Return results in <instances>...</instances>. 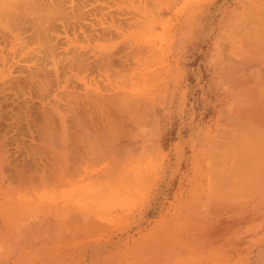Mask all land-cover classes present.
I'll list each match as a JSON object with an SVG mask.
<instances>
[{
    "label": "crops",
    "instance_id": "obj_1",
    "mask_svg": "<svg viewBox=\"0 0 264 264\" xmlns=\"http://www.w3.org/2000/svg\"><path fill=\"white\" fill-rule=\"evenodd\" d=\"M134 5L139 10L128 20L152 23L157 40L144 52L161 53L154 62H160L162 73L143 141L158 151L159 170L145 177L142 205L129 210L126 227H118L128 231L129 240L143 241L129 249L130 261L264 264V256L256 258L264 249V88H259L264 87V42L255 40L264 38V0H135ZM243 159L248 166L262 165L247 168ZM69 165V158L55 152L42 160L0 157V264H71L73 219L82 220V214L73 217L71 201L61 198L71 189ZM252 172L258 175L253 178ZM34 191L46 198L32 200ZM28 212L36 217L25 221ZM92 223L89 229L85 221L83 229L103 236L104 223Z\"/></svg>",
    "mask_w": 264,
    "mask_h": 264
},
{
    "label": "rangeland",
    "instance_id": "obj_2",
    "mask_svg": "<svg viewBox=\"0 0 264 264\" xmlns=\"http://www.w3.org/2000/svg\"><path fill=\"white\" fill-rule=\"evenodd\" d=\"M134 1L0 0V157L47 158L55 152L71 161V189L61 198L71 201L73 217L82 214V220L73 219L77 228L71 264H134L129 249L135 241L118 227H126L129 210L142 205L145 177H154L159 170L158 151L145 148L143 141L154 108L150 99L161 81L162 65L154 58L161 53L145 54L146 44L157 36L150 32L152 23L128 20L139 10ZM73 101L76 108L70 107ZM118 109L121 116L130 110L120 118ZM109 112L114 115L109 117ZM59 113L64 119L57 117ZM123 119H130V124ZM79 121L87 127L79 126ZM110 122L115 132L119 130L117 135L111 134ZM127 124L132 128L125 145L117 139L118 133L128 131ZM122 126L127 128L120 133ZM96 131L107 134L102 138ZM92 149L100 156L93 155ZM32 194L46 198L36 191ZM35 217L28 212L23 220ZM85 221L89 229L94 227L92 222H103V236L96 238L95 230L83 229Z\"/></svg>",
    "mask_w": 264,
    "mask_h": 264
},
{
    "label": "bare ground",
    "instance_id": "obj_3",
    "mask_svg": "<svg viewBox=\"0 0 264 264\" xmlns=\"http://www.w3.org/2000/svg\"><path fill=\"white\" fill-rule=\"evenodd\" d=\"M262 14H264V13H262ZM262 18H264V16H262ZM257 19H258V18H257ZM260 19H261V17H260ZM260 19H258V20H260ZM260 21H262V20H260ZM246 28H247V27H246ZM2 29H3V28H2ZM3 30H4V29H3ZM255 30H256V29H255ZM255 30H254V31H255ZM0 31H2V30H0ZM253 33H254V32H253ZM251 34H252V33H251ZM254 34H255V33H254ZM257 34H258V33H257ZM255 38H256V37H255ZM259 39L264 40V38H259ZM250 40L253 41L252 39H250ZM255 40H257V42H256L257 44H258V42H260V43L264 42V41H261V40L258 41L257 38H256ZM255 40H254V41H255ZM251 43H252V42H251ZM256 43H255V44H256ZM260 43H259V44H260ZM245 44L247 45L248 42L245 43ZM252 44H254V43H252ZM255 44H254V45H255ZM262 44H264V43H262ZM255 46H257V45H255ZM259 47H261V44H260ZM252 48H254V47H252ZM256 48H257V47H256ZM250 49H251V48H250ZM259 51H260V50H259ZM109 60H111V59H109ZM238 61H239V60H238ZM255 61H257V60H255ZM255 61H253V62H255ZM253 62H252V63H253ZM240 63H241V62H240ZM233 64H234V63H233ZM238 64H239V63H238ZM238 64H237V65H238ZM246 64H247V63H246ZM255 64H256V63H255ZM229 65H230V64H229ZM247 65H248V64H247ZM259 65H260V64H259ZM231 66H232V65H231ZM240 66H241V65H240ZM251 66H252V65H251ZM260 66L264 67V65H260ZM260 66H259V67H260ZM238 67H239V66H238ZM245 67H248V66H245ZM255 67H256V66H255ZM259 67H258V69H259ZM234 68H235V67H234ZM248 68H249V67H248ZM231 69H232V68H231ZM241 69H243V68H241ZM252 69H253V68H251V70H252ZM258 69H257V70H258ZM261 69H262V68H260L259 70H261ZM244 70L246 71L247 69L244 68ZM248 70H249V69H248ZM248 70H247V71H248ZM229 71L231 72V70H229ZM249 71H250V70H249ZM254 71L257 72L255 69H254ZM224 72H226V71H224ZM250 72H251V71H250ZM239 73H240V72H239ZM244 73H246V72H244ZM251 73H252V72H251ZM259 73H260V72H259ZM252 74H253V73H252ZM254 74H255V73H254ZM256 74H257V73H256ZM262 74H264V73H262ZM230 75H231V74H230ZM257 75H258L257 77L259 78V77H260L259 74H257ZM235 76H236V75H234V77H235ZM246 76H248V75H246ZM250 76L252 77L251 74H250ZM250 76H248V78H249ZM261 76H262V75H261ZM227 77H228V76H227ZM241 77H242V76H241ZM253 77H254V76H253ZM253 77H252V79H253ZM255 77H256V76H255ZM257 77H256V79H257ZM57 78H58V75H57ZM229 78H230V76H229ZM252 79H251V80H252ZM254 79H255V78H254ZM56 80H57V79H56ZM241 81H242V80H241ZM243 81H244V80H243ZM247 81H248V79H247ZM239 82H240V80H239ZM239 82H238V83H239ZM250 82H251V81H250ZM254 82H255V81H254ZM262 82H264V81H262ZM252 83H253V82H252ZM249 84H250V83H249ZM254 86H255V85H254ZM55 87H56V85H55ZM257 88H258V87H257ZM259 88L262 90V88H264V87H262V85H260ZM259 88H258V89H259ZM251 90H252V89H251ZM251 90H250V91H251ZM253 90H255V89H253ZM256 91H257V90H256ZM259 91H260V90H259ZM262 91H264V90H262ZM251 93H255V92H250V95H251ZM257 93H258V92H256V94H257ZM261 94H262V93H260V96H262ZM257 95H258V94H257ZM257 95H255V96L257 97ZM68 96H69V95H68ZM76 96H78V95H76ZM123 96H125V95H123ZM126 96H127V95H126ZM126 96H125V97H126ZM128 96H129V95H128ZM128 96H127V97H128ZM72 97H73V95H72ZM125 97H124V98H125ZM76 98H77V97H75V99H76ZM259 98H260V97H259ZM261 98H262V97H261ZM72 99H73V98H72ZM121 99H122V98H121ZM125 99H126V98H125ZM130 99L132 100V98H130ZM130 99H129V100H130ZM256 99H257V98H256ZM70 101H71V98H70ZM70 101H69V103H70ZM123 101H125V100L123 99ZM74 102H75V101H73V103H74ZM133 102L135 103V101H133ZM69 103H68V105H69ZM122 103H123V102H122ZM125 103H127V102H125ZM138 103H139V102H138ZM71 104H72V103H71ZM80 104H81V103H80ZM123 104H124V103H123ZM123 104H122V105H123ZM76 105H77V104H76ZM122 105H121V106H122ZM125 105H126V104H125ZM81 106H82V105H81ZM81 106H80V107H81ZM89 106H90V105H89ZM137 106H138V105H137ZM258 106H259V105L256 106V109H257ZM55 107H56V106H55ZM70 107H72V108H73V107L76 108V107H75V103H74L73 106H70ZM70 107H69V108H70ZM80 107H79V108H80ZM122 107H123V106H122ZM122 107H121L120 109H122ZM125 107H126V106H125ZM260 107H261V106H260ZM2 108H3V107H2ZM107 108H108V107H107ZM107 108H106V109H107ZM109 108H110L109 110L112 109L110 106H109ZM127 108H128V107H127ZM127 108H124V111H125V109H127ZM130 108H131V107H130ZM135 108H136V107H135ZM135 108H134V109H135ZM12 109H13V108H12ZM57 109H58V108H57ZM85 109H86V108H85ZM91 109H92V108H91ZM116 109H117V108H116ZM120 109H118V111H119ZM140 109H141V108H140ZM260 109H261V108H260ZM5 110H6V109H5ZM102 110H103V109H102ZM107 110H108V109H107ZM129 110H130V109H129ZM129 110H128V111H129ZM11 111H12V110H11ZM51 111H52V110H51ZM57 111H58V110H57ZM73 111H74V110H73ZM80 111H81V109H80ZM84 111H86V110H84ZM94 111H95V110H94ZM96 111H97V110H96ZM104 111H105V110H104ZM114 111H116V110H114ZM118 111H116V112H117V113H120V111H119V112H118ZM128 111H126V112H128ZM132 111H133V110H132ZM134 111L136 112V109H135ZM262 111H264V109H262ZM36 112H37V111H36ZM97 112H98V111H97ZM126 112H124V114H125ZM145 112H146V110H145ZM42 113H43V112H42ZM72 113H74V112H72ZM109 113H110V112H109ZM109 113H107V114H109ZM133 113H134V112H133ZM133 113H132V114H133ZM140 113H141V112H140ZM140 113H139V114H140ZM146 113H147V112H146ZM251 113H252V112H251ZM255 113H256V112H255ZM262 113H264V112H262ZM75 114H76V113H75ZM79 114H80V116H81V112H80ZM86 114H88V113L86 112L85 115H86ZM98 114H99V113H98ZM124 114H123V115H124ZM129 114H130V112H129ZM129 114H128V116H129ZM137 114H138V113H137ZM137 114H136V115H137ZM143 114H144V113H143ZM82 115H84V114H82ZM85 115H84V117H86ZM91 115H92V114H91ZM93 115H94V114H93ZM112 115H114V114L110 113L109 117L112 116ZM123 115L121 116V113H120V116H118V117H120V118H124L127 114L124 115V116H123ZM133 115H134V114H133ZM257 115H258V114H257ZM29 116H30V115H29ZM39 116H42V115L39 114ZM73 116L75 117V115H73ZM77 116H78V115H76V117H77ZM116 116H117V115H116ZM142 116H143V115H142ZM57 117H58L59 119H61V118H63L64 116H62V114L59 113V115H57ZM65 117H66V116H65ZM67 117H68V116H67ZM81 117H82V116H81ZM84 117H83V118H84ZM87 117H88V116H87ZM87 117H86V118H87ZM90 117H91V116H90ZM31 118H32V117H31ZM86 118H84V119H86ZM100 118H101V117H100ZM41 119H42V118H41ZM45 119H46V118H45ZM63 119H64V118H63ZM109 119H110V118H109ZM109 119H108V120H109ZM112 119H113V118H112ZM116 119H117V118H116ZM137 119H138V118H137ZM236 119H237V118H236ZM236 119H235V120H236ZM73 120H74V119H73ZM78 120H80V119H78ZM99 120H101V119H99ZM106 120H107V118H106ZM108 120H107L106 122H108ZM123 120H125V119H123ZM127 120H128V119H127ZM127 120H125V121H127ZM133 120H135V118H134ZM260 120H261V119H260ZM14 121H15V120H14ZM76 121H77V120H76ZM88 121H89V120H88ZM102 121H103V120H102ZM125 121H124V125H125V123H126ZM128 121L130 122L131 120L129 119ZM128 121H127V123L130 124ZM135 121H136V120H135ZM38 122H39V121H38ZM41 122L44 123L43 120H42ZM61 122H62V120H61ZM61 122H60V123H61ZM68 122H69V121H68ZM79 122H80V121H79ZM79 122H78V123H79ZM81 122H82V121H81ZM81 122H80V125H79V126H81V125H83V124L85 123V122H84L83 124H81ZM92 122H93V120H92ZM94 122H95V121H94ZM113 122H115V121H113ZM113 122H110V124H109V125H111V126H110V129H111L110 132H111V134L113 133L114 135H117V132H118L119 130H118L117 132H115L116 129H117V128H116L117 126H116V127H114V128H116L115 131H114V129L112 128V124H113ZM120 122H121V120H120ZM237 122H238V121H237ZM260 122H261V121H260ZM36 123H37V122H36ZM39 123H40V122H39ZM66 123H67V122H66ZM78 123H77V124H78ZM98 123H100V122H98ZM121 123H122V122H121ZM238 123H239V122H238ZM251 123H254V122L251 121ZM44 124H45V123H44ZM44 124H43V125H44ZM87 124H88V123H86V125H87ZM92 124H93V123H92ZM92 124H91V125H92ZM114 124L117 125L116 122H115ZM128 124H127V125H128ZM249 124H250V123H249ZM94 125H95V123H94ZM127 125H126V126H127ZM59 126H61V125H59ZM98 126H99V125H98ZM107 126H108V125H107ZM113 126H115V125H113ZM126 126H122V127H124V128H122V130H120V133H122L121 131H123V129L125 130V127H126ZM128 126H130V127H129V128L126 127V128L128 129L129 132H128L127 130H125V132H123V134H121V135H119V133H118V139L114 136L117 140H119L118 143L120 142L121 144H124V142H125L126 140H128V138H127L126 136L130 134V128H132L131 125H128ZM35 127H36V126H35ZM38 127H39V126H38ZM43 127H45V125H44ZM83 127H87V126L83 125ZM83 127H81V129H82ZM257 127H258V126H257ZM257 127H256V128H257ZM259 127H260V126H259ZM69 128H70V127H69ZM98 128H99V127H98ZM102 128H103V127H102ZM40 129H41V128H40ZM65 129H66V128H65ZM83 129L86 130L85 128H83ZM89 129H91V128H89ZM89 129H88V130H89ZM108 129H109V126H108ZM118 129H119V128H118ZM249 129H250V128H249ZM252 129H253V128H252ZM44 130H47V129L44 128ZM70 130H72V129H70ZM74 130H75V129H74ZM77 130H78V129H77ZM77 130H76V131H77ZM79 130H80V129H79ZM96 130H97V129H96ZM98 130H100V129H98ZM262 130H264V129H262ZM34 131H35V130H34ZM59 131H60V130H59ZM103 131H104V129H103ZM256 131H257V130H256ZM47 132H48V131H47ZM51 132H53V131H51ZM72 132H73V131H72ZM84 132H85V131H84ZM86 132H87V130H86ZM92 132H93V131H92ZM96 132L98 133V132H100V131H96ZM232 132H233V131H232ZM252 132H253V131H252ZM262 132H264V131H262ZM262 132H261V133H262ZM48 133H49V132H48ZM48 133H47V134H48ZM57 133H58V132H56V134H57ZM76 133H77V132H76ZM100 133H101V134H100V137H102V136H103L102 134H104V133H106V132H104V133L100 132ZM127 133H129V134H127ZM235 133H236V132H235ZM258 133H259V132H258ZM3 134H4V133H3ZM50 134H51V133H50ZM58 134H59V133H58ZM87 134H88V133H87ZM98 134H99V133H98ZM106 134H107V133H106ZM126 134H127V135H126ZM237 134H238V133H237ZM237 134H235V135H237ZM41 135H42V134H41ZM66 135H67V134H66ZM69 135H70V134H69ZM90 135H91V133H90ZM230 135H231V133L229 134V136H230ZM238 135H239V134H238ZM53 136H54V135H53ZM57 136H58V135H57ZM62 136H63V135H61V137H62ZM91 136H92V135H91ZM108 136H111V135H108ZM242 136H243V135H242ZM242 136H241V137H242ZM68 137H69V136H68ZM93 137H94V136H93ZM104 137H105V136H103L102 138H104ZM238 137H239V136H238ZM238 137H237V138H238ZM258 137H259V136H258ZM69 138H71V136H70ZM102 138H101V140H102ZM106 138H107V137H106ZM108 138H110V137H108ZM112 138H113V135H112V137L110 138L111 140H110V139H109V140L112 141V140H113ZM126 138H127V139H126ZM254 138H255V137H254ZM116 139H115V140H116ZM243 139H244V138H243ZM258 139H260V138H258ZM60 140H61V138H60ZM69 140H70V139H69ZM69 140H68V139H65V142H64V143H66V144H67V143H70ZM87 140H89V142H90V140H92V138H91V139H88V138H87ZM98 140H99V139H98ZM101 140H99V141H101ZM115 140H114V142H112V144H114L115 142L117 143V141H115ZM260 140H261V139H260ZM71 141H72V140H71ZM78 141H79V140H78ZM82 141H83V140H82ZM241 141H242V140H241ZM241 141H239V142H241ZM60 142H62V140H61ZM80 142H81V141H80ZM84 142H85V141H84ZM92 142H94V141H92ZM92 142H90V143L92 144ZM95 142H96V141H95ZM102 142H103V141H101L100 143H102ZM108 142H109V141H108ZM127 142H128V141H127ZM127 142H125V145L127 144ZM229 142H230V141H229ZM239 142H238V143H239ZM244 142H245V141H244ZM244 142H243V143H244ZM261 142H262V141H261ZM82 143H83V142H82ZM82 143H81V144H82ZM96 143H98V141H97ZM105 143H106V142H105ZM116 143H115V145H117ZM129 143H130V142H129ZM231 143H233V142H231ZM248 143H249V142H248ZM66 144H65V145H66ZM76 144H77V143H76ZM76 144H75V145H76ZM91 144H90V146H91ZM103 144H104V143H103ZM112 144H111V145H112ZM252 144H253V143H252ZM254 144H255V143H254ZM57 145H58V144H57ZM73 145H74V144H73ZM75 145H74V146H75ZM88 145H89V143H88ZM105 145H106V144H105ZM107 145H109V144H107ZM118 145H119V144H118ZM125 145H124V146H125ZM234 145H235V141H234ZM236 145H237V144H236ZM249 145H250V144H249ZM2 146H3V144H2ZM82 146H83V145H82ZM90 146H88V147H90ZM93 146H94V143H93ZM93 146H92V147H93ZM128 146H129V145H128ZM128 146H127V147H128ZM130 146H131V145H130ZM256 146H257V145H256ZM75 147H76V146H75ZM83 147H84V146H83ZM83 147H82V148H83ZM92 147H91V148H92ZM96 147H97V146H96ZM113 147H114V145H113ZM237 147H239V144H238ZM243 147H244V146H243ZM247 147H248V146H247ZM257 147H258V146H257ZM56 148H57V147H56ZM70 148H71V144H70ZM100 148H101V147H100ZM100 148H99V149H100ZM115 148H117V147H115ZM145 148H146V147H145ZM245 148H246V147H245ZM245 148H244V149H245ZM248 148H249V147H248ZM252 148H253V147H251V149H252ZM94 149L98 151V148L96 149V148L94 147ZM94 149H92V150H94ZM127 149H128V148H127ZM132 149H133V148H132ZM236 149H237V148H236ZM236 149H234V150H236ZM253 149H254V148H253ZM253 149H252V150H253ZM255 149H256V148H255ZM255 149H254V150H255ZM262 149H264V148H262ZM92 150H91V151H92ZM95 150L92 152L93 155H94V154L96 155V153H97V155H98L99 153L96 152ZM112 150H114V149H112ZM116 150H117V149H116ZM144 150H145V149H144ZM232 150H233V149H232ZM234 150H233V151H234ZM240 150H241V149H240ZM242 150H243V148H242ZM69 151H70V149H69ZM71 151H72V150H71ZM73 151H74V150H73ZM75 151H76V150H75ZM103 151H104V150H103ZM106 151H107V150H106ZM238 151H239V150H238ZM246 151H247V150H246ZM3 152H5L4 149H3ZM88 152H89V150H88ZM88 152H87V153H88ZM94 152H95V153H94ZM247 152H248V151H247ZM1 153H2V151H1ZM71 153H72V152H71ZM71 153L68 152L67 155L70 156ZM240 153H241V152H240ZM5 154H6V153H5ZM10 154H11V153H10ZM10 154H9V155H10ZM73 154H74V153H73ZM78 154H79V153H78ZM78 154H77V155H78ZM81 154H82V153H81ZM241 154H243V153H241ZM245 154H247V153H245ZM248 154H250V151H249ZM248 154H247V156H249ZM252 154H253V153L251 152V155H252ZM33 155H34V153H33ZM91 155H92V154H91ZM97 155H96V156H97ZM103 155H104V154H103ZM103 155H102V156H103ZM121 155H122V154H121ZM256 155H257V154H256ZM2 156H3V155H2ZM35 156H36V155H35ZM82 156H83V155H82ZM99 156H100V154H99ZM107 156H108V155H107ZM235 156H237V155H235ZM257 156H258V155H257ZM259 156H260V155H259ZM231 157H232V156H231ZM3 158H4V156H3ZM63 158H64V157H63ZM76 158H77V156H76ZM79 158H80V157H79ZM92 158H93V157H92ZM244 158H245V157H244ZM249 158H250V157H249ZM251 158H253V157H251ZM251 158H250V159H251ZM259 158H261V157H259ZM236 159H237V157H236ZM246 159H248V158L246 157ZM12 160H13V159H12ZM41 160H42V158H41ZM71 160H72V159H71ZM73 160H74V157H73ZM73 160H72V161H73ZM79 160H80V159H79ZM95 160H96V159H95ZM95 160H93V161H95ZM254 160H255V158H254ZM260 160H261V159H260ZM260 160H259V163H260ZM4 161H5V160H4ZM4 161H3V162H4ZM53 161H54V160H53ZM69 161H70V160H69ZM74 161H75V160H74ZM99 161H100V160H99ZM248 161H249V159H248ZM5 162H6V161H5ZM5 162H4V163H5ZM18 162H19V161H18ZM37 162H38V161H37ZM75 162H77V161H75ZM96 162H97V161H96ZM235 162H236V161H235ZM240 162H241V161H240ZM242 162L245 163V162H246L245 159H243ZM254 162H255V161H254ZM72 163H73V162H72ZM99 163H100V162H99ZM246 163H247V166H248V163H249V162H246ZM9 164H10V163H9ZM45 164H46V163H45ZM52 164L54 165L53 162H52ZM240 164H241V163H240ZM240 164H239L240 168H241V165L244 166L243 164H241V165H240ZM253 164H255V166L258 165V164H256V163H252V165L248 166L247 168H255ZM260 164H261V163H260ZM260 164H259L258 166H256V167H259ZM4 165H5V164H4ZM11 165H12V163H11ZM48 165H50V163H49ZM234 165H236V164H234ZM237 165H238V163H237ZM261 165H262V164H261ZM9 166H10V165H9ZM25 166H26V165H25ZM88 166H89V165H88ZM245 166H246V165H245ZM252 166H253V167H252ZM69 167H70V165H69ZM86 167H87V166H86ZM90 167H91V166H90ZM235 167H236V166H235ZM237 167H238V166H237ZM261 167H264V166H261ZM10 168H11V167H10ZM24 168H25V167H24ZM48 168H50V167H48ZM48 168H47V169H48ZM51 168H52V165H51ZM70 168H71V167H70ZM68 169H69V168H68ZM86 169H87V168H85V170H86ZM261 169H262V168H261ZM3 170H4V169H3ZM18 170H19V169H18ZM42 170H43V169H42ZM77 170H78V169H77ZM101 170H102V169H101ZM101 170H100V171H101ZM228 170H229V169H228ZM254 170H255V169H254ZM262 170H264V169H262ZM4 171H5V170H4ZM37 171H38V170H37ZM46 171H47L46 173H48V170H46ZM51 171H53V170H51ZM54 171H55V170H54ZM69 171H70V170H68V172H69ZM79 171H80V170H79ZM104 171H105V169H104ZM225 171H226V170H225ZM225 171H224V172H225ZM230 171H231V170H230ZM235 171H236V170H235ZM241 171H243V170H241ZM241 171H240V172L238 171V172L241 173ZM248 171H249V170H248ZM248 171H246V172L249 173ZM256 171L258 172V174H259L260 172H261L262 174H264V171H261V170H260V172H259L258 169H256L255 172H256ZM13 172H14V171H13ZM27 172H28V171H27ZM55 172H56V171H55ZM89 172H90V171H89ZM243 172H244V171H243ZM257 172H256V173H257ZM6 173H7V172H6ZM22 173H23V172H22ZM41 173H42V172H41ZM66 173H67V172H66ZM99 173H100V172H99ZM99 173L97 172V174H99ZM220 173H221V172H220ZM229 173H232V174H233V173H235V172H229ZM247 173H246V176L248 177ZM36 174H37V172H36ZM43 174H44V173H43ZM55 174H56V173H55ZM69 174H70V173H69ZM214 174H215V173H214ZM251 174L253 175V172L250 173L249 175H251ZM258 174H257V175H258ZM25 175H27V174H25ZM31 175H32V174H31ZM34 175H35V174H34ZM52 175H53V174H52ZM225 175H226V174H225ZM242 175H243V174H242ZM257 175H253V176H254L253 178H255V176H257ZM8 176H9V175H8ZM8 176H7V177H8ZM41 176H42V175H41ZM45 176H46V175H45ZM223 176H224V174H223ZM227 176H228V174H227ZM227 176H226V177H227ZM235 176H236V175H235ZM22 177H24V176L22 175ZM30 177L32 178V176H30ZM42 177H43V176H42ZM47 177H49V176H47ZM52 177H53V176H52ZM247 177H246V178H247ZM251 177H252V176H251ZM259 177H260V176H259ZM40 178H41V177H40ZM227 178H228V177H227ZM241 178H243V177L241 176ZM256 178H257V177H256ZM261 178H264V177H261ZM18 179H19V178H18ZM21 179H22V178H21ZM21 179H20V182L22 181ZM29 179H30V178H29ZM43 179H45V178H43ZM213 179H214V178H213ZM224 179H225V178H224ZM243 179H244V178H243ZM248 179H250V178H248ZM35 180H36V179H35ZM53 180H54V178H53ZM237 180H238V178H237ZM241 180H242V179H241ZM241 180H240V181H241ZM255 180H256V179H255ZM27 181H28V180H27ZM29 181H30V180H29ZM43 181H45V180H43ZM217 181H218V180H217ZM226 181H227V179H226ZM249 181H250V180H249ZM253 181H254V180H253ZM261 181H262V180H259V182H261ZM232 182H233V181H232ZM232 182H231V183H232ZM244 182H246L245 179H244ZM257 182H258V181H257ZM14 183H15V182H14ZM22 183H23V182H22ZM31 183H32V182H31ZM53 183L55 184L54 181H53L51 184H53ZM56 183H57V182H56ZM231 183H230V184H231ZM249 183H250V182H249ZM249 183H248V184H249ZM253 183H256V181L253 182ZM16 184H17V183H15V185H16ZM25 184H27V183H25ZM33 184H35V183H33ZM33 184H32V185H33ZM45 184H46V183H45ZM256 184H257V183H256ZM256 184H255V186H256ZM260 184H261V186H264V184H262V183H260ZM250 185H251V184H250ZM252 185H253V184H252ZM258 185H259V184H258ZM19 186H20V185H19ZM30 186H31V185H30ZM33 186H34V185H33ZM33 186H32V187H33ZM54 186H55V185H54ZM224 186H225V185H224ZM245 186H246V184H245ZM255 186H254V187H255ZM261 186H260V187H261ZM27 187H28V186H27ZM46 187H47V186H46ZM238 187H239V186H238ZM238 187H237V188H238ZM251 187H252V186H251ZM257 187H258V186H257ZM261 188H262V187H261ZM36 189H37V188H36ZM52 189H53V188H52ZM238 189H239V188H238ZM242 189H243V188H242ZM20 190H21V189H20ZM29 190H30V189H29ZM31 190H32V189H31ZM236 190H237V189H236ZM26 191H27V190H26ZM43 192H45V190H44ZM47 192H48V191H47ZM255 192H256L255 194H257V191H255ZM23 193H25V192H23ZM28 193H29V192H28ZM258 193H259V192H258ZM29 194H30V193H29ZM52 194H53V193H52ZM241 194L243 195L242 192H241ZM22 195L24 196V194H21L20 196H22ZM30 195H32V194H30ZM33 195H34V194H33ZM33 195H32V196H33ZM224 195H225V194H224ZM231 195H232V194H231ZM246 195H247V194H246ZM27 196H28V194H27ZM34 196H35V195H34ZM226 197H227V196H226ZM229 197H230V196H229ZM33 198H36V197H32V200H33ZM26 199H27V198H26ZM28 201H29V200H28ZM28 201H27V202H28ZM27 202H26V203H27ZM33 202H35V201H33ZM36 203H37V202H36ZM44 203H45V202H44ZM55 203H57V202H55ZM35 205H36V204H35ZM246 205H248V203H247ZM46 206H47V205H46ZM51 207H52V206H51ZM237 207H238V206H237ZM242 209H243V208H242ZM225 210H226V209H225ZM236 210H237V209H236ZM27 214H28V213H27ZM231 226H232V225H228L229 228H230ZM226 227H227V225H226ZM224 228H225V227H224ZM224 228H223V229H224ZM261 240H262V239H261ZM256 245H257V244H256ZM256 245H255V246H256ZM252 246H253V245H252ZM250 248H251V247H250ZM255 249H256V248H255ZM259 249H260V246H259ZM259 249H257V250H259ZM262 250H264V249L261 248V249L259 250V251H261L260 254L264 253V251H262ZM247 251H248V250H247ZM253 251H254V249H253ZM253 251H252V252H253ZM252 252H251V253H252ZM255 254H256V253H255ZM255 254H254V255H255ZM258 254H259V253H258ZM260 254H259L258 257H256V258H259V256H261V257L264 256V254H262V255H260ZM246 255H247V254H246ZM255 256H256V255H255ZM253 257H254V256H253ZM250 258H251V257H250ZM256 258H254V259H256ZM254 259H253V260H254ZM261 259H262V258H261ZM251 260H252V259H251ZM253 260H252L251 262H253ZM256 261H257V260H256ZM260 261H261V260H260ZM262 261H264V260H262ZM243 262H244V261H243ZM248 263H249V262H248ZM253 263H254V262H253ZM257 263H258V262H255L254 264H257ZM237 264H238V263H237ZM249 264H250V263H249ZM258 264H260V263H258ZM261 264H262V263H261Z\"/></svg>",
    "mask_w": 264,
    "mask_h": 264
}]
</instances>
